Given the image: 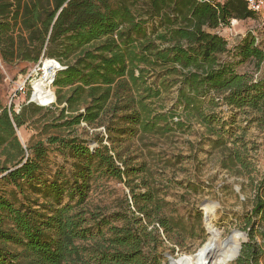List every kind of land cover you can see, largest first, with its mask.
<instances>
[{
    "label": "trees",
    "instance_id": "trees-1",
    "mask_svg": "<svg viewBox=\"0 0 264 264\" xmlns=\"http://www.w3.org/2000/svg\"><path fill=\"white\" fill-rule=\"evenodd\" d=\"M257 17L243 0H0L1 64L52 60L61 67L50 107L25 101L15 109L0 101V264H162L159 230L170 235L185 226L162 213L157 190L130 187L131 177L150 172L126 164L112 139L166 135L180 114L154 105L173 91L175 107L216 137L221 168L250 175L246 146L227 147L215 114L203 106L221 103L264 121V78L219 63L229 50L215 32ZM233 53L241 62L264 61L250 34ZM81 124L105 125L112 148L100 140L90 149L75 134ZM25 125L35 131L27 147L16 136ZM52 149L70 161L67 175H49ZM96 174L130 189L127 213L108 219L87 208ZM241 225L248 240L232 264H264V176Z\"/></svg>",
    "mask_w": 264,
    "mask_h": 264
},
{
    "label": "rangeland",
    "instance_id": "rangeland-1",
    "mask_svg": "<svg viewBox=\"0 0 264 264\" xmlns=\"http://www.w3.org/2000/svg\"><path fill=\"white\" fill-rule=\"evenodd\" d=\"M227 43L229 53L218 56V62L229 64L238 74H246L253 80L264 78V61L257 66L252 62H241L233 50L250 34L256 45L264 52V22L255 20L236 21L229 26L215 31ZM42 76L36 66L20 64L5 66L0 62V101L6 107L18 109L27 101L31 103L34 83ZM28 78V79H27ZM25 84V94L11 103L12 90L17 83ZM56 103V88L50 84ZM176 93L163 94L155 102L154 108L167 114L175 109L180 118L169 121L170 129L166 135L137 133L130 137L112 139L119 141L116 152L126 164L133 167L145 165L150 172L130 178V187L135 192H144V184L157 190V196L163 204L162 213L167 218L181 220L184 232L170 235L159 230L161 243L156 245L155 253L162 264H169V257L177 260L181 256H191L210 239L208 224L203 222V215L212 213L211 224L220 232L219 242L233 236L236 231L237 245L247 242L242 231V218L250 210L256 187L264 176V121H251L243 112L234 110L221 103L209 108L205 103L203 110L207 116L215 114L218 130H222L227 147L248 149V161L252 165L250 175H235L220 166L222 153L214 148L216 137L195 118H187L180 107H175ZM34 105L38 106L35 102ZM40 107V106H38ZM170 114V113H169ZM172 114V113H171ZM180 121L178 125L175 123ZM107 126V125H106ZM35 131L25 125L16 130V136L22 146L27 147ZM75 134L90 149L103 145L112 148L105 125L88 127L84 124L76 127ZM70 161L54 149L48 155V173L61 171L67 175ZM205 203L204 206H202ZM131 204L130 189L123 183L104 175L96 174L91 181L87 199V208L102 217L111 219L114 214L127 213ZM113 225L120 226V223ZM206 226V227H205ZM207 229V230H206ZM208 232V233H207ZM229 262L227 264H232Z\"/></svg>",
    "mask_w": 264,
    "mask_h": 264
},
{
    "label": "bare ground",
    "instance_id": "bare-ground-1",
    "mask_svg": "<svg viewBox=\"0 0 264 264\" xmlns=\"http://www.w3.org/2000/svg\"><path fill=\"white\" fill-rule=\"evenodd\" d=\"M43 69L46 71L44 79L40 78L34 83V94L32 99L34 102L38 104V106H48L50 103L54 101V95L52 89L50 88L51 84V74L53 71L60 66L57 63H54L52 60H45L42 64ZM51 68V73L47 72V69ZM208 215V231L210 235L209 244L210 247H213V258L210 264H226L227 260L231 258L238 247L236 238L240 235L234 233L231 236L230 240L222 241L221 243L218 241L220 232L216 230L211 224L212 213L207 212ZM206 227V226H205ZM207 230V229H206ZM186 262L184 264H199V261L193 262L191 260V256L185 257ZM204 264V262H203Z\"/></svg>",
    "mask_w": 264,
    "mask_h": 264
},
{
    "label": "water",
    "instance_id": "water-1",
    "mask_svg": "<svg viewBox=\"0 0 264 264\" xmlns=\"http://www.w3.org/2000/svg\"><path fill=\"white\" fill-rule=\"evenodd\" d=\"M43 61H45V60H41L40 63H39L40 66H38L39 67L38 70L42 71V73H43L42 76H41L42 79H44L45 74H46V71L42 67ZM53 62L56 63L55 61H53ZM60 69H61V67L55 69L53 71V73L51 74V84H53L56 72L59 71ZM47 72L51 73V68H48ZM31 101H32L31 103H35L33 99ZM50 104H52V103H50ZM40 107H44V106H40ZM204 205H205V203L202 206H204ZM207 220H208V215L206 213H204L203 222L206 223ZM234 233H236V231L232 232V234H234ZM208 235H209V233H208ZM241 235L244 236V237L247 236L246 234H241ZM230 238L231 237H228L225 241L228 242L230 240ZM240 250H241V244L238 245V247H237V249L235 251V254L231 258H229L227 260L226 264L236 260L237 257L239 256ZM185 257L186 256H181L177 260L169 257V259H168L169 260V264H184L186 262ZM212 258H213V247L212 246L210 247L209 239L201 248H199L193 255H191V260L193 262L199 261L200 262L199 264H203V262H204V264H210L211 261H212Z\"/></svg>",
    "mask_w": 264,
    "mask_h": 264
},
{
    "label": "built area",
    "instance_id": "built-area-1",
    "mask_svg": "<svg viewBox=\"0 0 264 264\" xmlns=\"http://www.w3.org/2000/svg\"><path fill=\"white\" fill-rule=\"evenodd\" d=\"M198 1L199 2H207V3L214 5V4H222L227 0H198ZM243 1L245 2L247 9L250 12L254 13L255 15L260 16V18L264 22V0H243ZM234 22H236V21H234ZM36 69L38 70L39 67L36 66ZM38 72L42 73V71H39V70H38ZM25 84H26V81H24L20 84L19 83L15 84V86L12 90L11 103L14 102V99H17L19 96H22L25 94Z\"/></svg>",
    "mask_w": 264,
    "mask_h": 264
}]
</instances>
